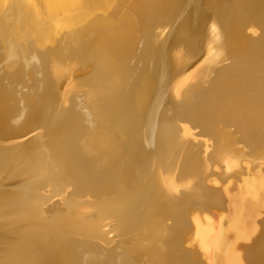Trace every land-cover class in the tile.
<instances>
[{"label": "bare ground", "instance_id": "obj_1", "mask_svg": "<svg viewBox=\"0 0 264 264\" xmlns=\"http://www.w3.org/2000/svg\"><path fill=\"white\" fill-rule=\"evenodd\" d=\"M76 1L62 0L59 5L66 6ZM92 1L85 0L87 4H91ZM205 1L208 0L134 1L137 11L147 14L148 18L158 16L163 20V17L167 16L170 19L167 20L165 17L168 22L161 20L156 23L155 21L158 27L162 26V31L159 33L163 32L165 26L169 25V29L162 35H158V32L149 35L147 46L145 45L147 52L143 56L139 72L140 76L147 80L148 73L145 67L154 62L156 55L162 56L163 49L167 48L164 47L165 43L174 37L170 36V32L173 35L177 33L174 30L173 33L172 29L180 26L184 30L188 26L191 30L188 33L185 31L186 34L183 33V44L175 51L173 59L171 58V73L192 58V42L199 41L202 36L205 39V26L210 25L212 53L191 81L173 90L175 91L173 95L175 106L183 110V117L196 127L204 121L215 120L230 107L229 119L237 129L246 127L250 130L251 146L259 144L264 140L263 112L252 110L249 97H243L250 93L249 88L246 86L233 89L232 79L237 74L249 77L264 59V38L257 41L246 37L243 33V28L249 23L264 24V0H217L220 3L219 8L211 11V16L203 3ZM31 2L28 8H23L22 0L13 1L3 13V0H0V46L3 47L6 58L13 57L21 64L19 74H23L27 68L33 70L39 67L41 69L43 77L41 85L45 90L42 97L43 103L40 104V109L30 114V119L41 122L47 135L44 133L46 137L43 141H41L43 138L34 140L35 135L26 144H20L21 146L0 147V175L9 171L13 172L14 183L29 179L31 181L35 178L31 169L38 168L41 173H46L47 161L50 158L53 159L57 167L62 170L63 184L51 189L50 192L51 195L60 197L61 207L58 215L55 216L56 219L51 221L43 216L34 204L18 205L19 199L16 194L2 193L0 208L11 206L15 211L0 215V264H136L126 255H117L116 246L108 249L106 247L109 246L105 244L106 247L90 243L89 247L95 249L96 253L94 250L92 251L94 254H89L85 251L82 240L74 239L69 247L66 249L63 247V237L67 233L92 237L98 228L104 227L107 223L108 219L106 220L103 216L108 212L123 217L118 220L120 225L116 230L120 232L121 239L132 242L134 248L137 249L135 254L144 261V264H243L241 255L240 257L237 255L236 243L229 239L232 236L236 239L244 237L243 227L245 226L242 227L243 222L236 203H233V210H235L233 225L227 229H223L222 225L218 229L214 228L211 216L205 215L204 222L197 211L191 213L189 220L183 217V213L189 207L203 201L206 202V200L218 201V196L204 190L202 183L205 176L202 172L199 176L197 175L200 167L203 166L198 165L192 150L187 149L188 151L182 153L184 155L174 180L169 179L167 175V167L170 166V161L176 154L175 148L171 149L170 146L182 135L179 127L174 125L175 121L172 118L164 116L165 113L163 114L162 111L163 116L153 117L145 106V100L152 87L161 80L163 81L165 77L163 79L158 77L154 83L151 78H148V82L141 81V78L137 80L132 78L133 80L127 83L128 85L123 84L125 78L129 79L128 76L132 73L123 67L126 58H130L129 47L123 42L116 48L110 46V40L114 31L117 30L114 29L115 22L112 19L106 17L99 19L90 14L68 20L53 19L51 17L55 9L50 8L51 0H32ZM98 3L99 7L100 4H103V7L106 6L102 0ZM180 7L188 10L186 13L188 16L182 15L184 11L182 9L180 12ZM48 16L50 19L45 18ZM186 24L188 25L185 26ZM11 27L16 28L18 33L38 35L40 41L15 37L11 34L12 32L9 33ZM88 36L93 37L94 46L104 53L100 65L113 77L116 91L111 97H106L108 99L98 113H91L77 105L65 114H57L56 108L52 106L55 84L60 76L70 71L69 52L78 47L77 41L82 40L80 38H90ZM123 37L131 39L132 33L128 31ZM9 41L12 42L14 51L8 46ZM114 49L119 51V56L114 54ZM239 54L245 55L246 61L244 62H247L241 66L240 71L217 68L218 62L226 61L223 58L230 59ZM118 63L123 64H120L121 68H118ZM165 63L166 61L161 60L162 68ZM199 82L205 84V91L199 95H193L191 87ZM262 95L264 96V92ZM46 101L51 107H44ZM66 101L71 103L69 97H66ZM192 101L202 102L205 107L201 112L194 111L190 106ZM19 109L27 112L24 105L19 106ZM3 111L0 102V138L15 135L24 130V127L12 129L7 119H4ZM198 113H203V115ZM118 116L121 117V122L114 127L110 125L113 127L112 130L108 127V129L101 127V122L109 124ZM201 117H204L203 121ZM95 123L100 126L94 125ZM210 135L214 142L215 155L222 161L220 164L229 163L228 173L236 174L235 171L239 166L232 151L235 146L222 137L211 133ZM138 138L146 140L142 139L146 143L144 145L147 146L148 152L132 144V141L133 143L139 141ZM150 162H153L152 165L154 164L156 171L154 177L150 171L153 168L147 169ZM249 168H247V174ZM244 176L239 177L237 181H242L245 197L251 200L253 209L252 212H248L249 215L247 214L250 220L259 212L258 209L264 206V197L261 198L262 193L260 195L258 193L259 188L264 189V182H251L257 178L249 180L247 175V177ZM227 186L224 189L228 191ZM139 188H144L145 192L140 197V205L134 208L136 204L133 203V198ZM260 192L264 193V191ZM55 212L57 213V210ZM167 217L172 218L176 223L172 230L163 228V222ZM183 230L186 232L185 235H188L186 245L188 239L198 244L202 254L206 257V263L199 259L200 256L192 250L178 252L177 243L173 244L172 240H175ZM252 230L257 233L258 239L253 245L245 247V250L251 254L250 262L246 257L247 264H264V234L260 233L259 226ZM230 232L234 233L231 237H229ZM248 240L252 241V237L249 236Z\"/></svg>", "mask_w": 264, "mask_h": 264}, {"label": "rangeland", "instance_id": "obj_2", "mask_svg": "<svg viewBox=\"0 0 264 264\" xmlns=\"http://www.w3.org/2000/svg\"><path fill=\"white\" fill-rule=\"evenodd\" d=\"M13 1L16 0H3V6H2L3 13L6 12V10L13 3ZM31 1L32 0H22L23 8H28L32 3ZM134 1L136 0H102V2L106 4V6L103 7V4H100L99 7L98 6L99 0H93L91 4H87L85 0H77L75 3L68 4L66 6L59 5V3L62 2V0H51L52 3H49V5L51 9L52 8L55 9V13L51 17L53 19L68 20L76 16H83L90 14V15H94L99 19H103L105 17L110 18L115 22L114 29L117 30L114 31V35L110 40V46L112 48L113 47L116 48L117 46L122 45L124 43V45H127L129 47V53H130L129 59L127 57L128 56L127 53L126 62L123 67L125 70L127 68L128 70L126 71L128 72L132 71V73L130 76H128L129 79L125 78V83L123 82V84L128 85L127 83H129L131 80L133 79L137 80L140 78L141 81L144 82H148L149 79L151 78V81L154 83L156 82L158 77H160L161 79L165 77L163 81L161 80L160 83H157L152 87L149 95H147V98L145 100V106L148 108L149 112L153 117H156L158 115L163 116V114L165 113L164 116H166L167 118H172L175 121L174 125L176 127H179L178 129L182 135V137L179 140L174 141L172 143L173 145L171 144L170 146L171 149L175 148L176 154L174 153L175 155L173 159L170 161L171 164H169L170 166L167 167L166 170L168 173L167 175L169 179L173 181L177 173V168L179 166V163L181 162V159L184 155L182 153H185V151L188 150L190 151L192 150L193 154L196 156L198 165L201 166L202 164L203 166L200 167L201 169L198 171L197 175L199 176L200 174L203 173L202 175L205 176L203 180H206V184L214 187H219L222 191V199H221V197L217 192L205 189L203 187L206 192L209 191V193L217 194L218 201L213 199V201L206 200V202L203 201L202 203L195 204L189 207L183 213V217L189 220L191 213L197 211L200 218H203L201 220H203L204 222L206 220L205 219L206 217L204 216L209 215L211 216L212 219L211 222L214 223L213 224L214 228L218 229L220 228V225H222L223 229H227L233 225L232 220L235 218V210H233V205H234L233 203H236L237 207L239 208V215L243 222L242 227L245 226L243 227L245 229V230L243 229L244 237L241 239L240 238L236 239L235 236L234 237L232 236L234 235V233L230 232L229 237L232 236V238L229 239L231 240V242L236 243L237 252H238L237 255L239 257L241 255L242 263L247 264L246 257L250 262L249 256L251 254L248 250H245V245L250 242H252L251 244L253 245L258 239V235H256L257 233L254 232L252 228L256 229V227L259 226L260 233L262 232L264 234L263 232L264 206L261 207L262 210H260L261 208L258 209L259 212H257V214L254 216L255 218L253 217L252 219L249 220L248 215L250 212H252L253 209L252 203L251 200L248 199V197H245L242 181L241 180L237 181V180L240 179L239 177L245 175L244 177L248 176L249 180L257 178L256 180H253L251 182H258V181L264 182V140H262L263 142L260 141V143L262 144L260 143L255 145L253 144L251 146L252 138L250 136V130L246 127H240L237 129V127L234 125L232 120L229 119L230 107L225 109V111L221 115H219V117H217L215 120H210L208 122L204 121L203 123L200 124L199 127H196L190 121L186 120L183 117V110L177 109V107L175 106L174 96H173L175 91L173 92V90H177V88L191 81L195 77L196 72L200 71L203 68L207 58L210 57L212 53V49H211L212 35H211L210 25L206 24L205 26V34H206L205 39L204 36H202L199 39V41L192 42L193 45L192 58L189 61H187L185 64L181 65L180 66L181 68L178 67L179 69L177 68L173 73H171L173 55L175 51H177V49H179V47L183 44L182 39L184 34H186L185 31H187L188 33L190 32L191 29H189V27L187 26L188 24L185 25L187 26L188 29L185 28L183 30L182 28H180V26H177L178 29L177 28L172 29V32L174 30L177 33L173 32L174 33L173 35L170 32V36L175 37L176 35V37L175 38L173 37V39H170L167 43H165L164 47L167 48H164L165 50L163 49V53H162V56L164 55L165 57H162L161 55L158 54L160 57L156 55V58H154V62H153L154 64L149 63L146 65L145 70H147L148 73V77H147L148 81L146 80L145 77L140 76L139 72L142 67L143 56L147 52L146 46H147V42L149 41V35L152 33H156V32L159 33V31H162L161 29L162 26L158 27V25L155 24V21L156 23L160 22L162 18L160 19V17L156 16L157 19L158 18L160 19V20L158 19L159 20L158 21L155 19L156 17L150 19L148 18L147 14L138 12L135 7ZM235 1H239V0H235ZM203 3L205 7L210 11L209 16H211L210 15V13H212L211 11L219 8L220 5V3L217 2V0H208ZM182 9L184 12L181 11ZM179 11L182 12V15L185 14V16H188L186 14L188 12L186 8L184 10L183 7L182 8L180 7ZM165 17L167 18V20H170L168 19L167 16ZM165 17H163L162 21L168 22L167 20H165L166 19ZM45 18L50 19V16ZM245 27L243 28V33L245 34L246 37L252 38L257 41L263 40L264 24L259 25L257 23L252 22ZM168 29H169V25L168 27L165 26L163 32H160L158 35H162ZM128 31L132 33L131 39L130 38L126 39L125 37H123V35ZM105 32H108V30H105ZM9 33L14 35L15 37H20L21 39L30 38L35 40L36 42L40 41L38 35L18 33V31L14 27L9 28ZM80 39H82L80 42L77 41L78 47L72 49L68 54V60L71 65L70 71L66 72L64 75L60 76L57 79V82L53 90L52 106L56 108L57 114L60 115L65 114L70 108L75 107L77 105L87 109V111L91 113L94 114L98 113L102 105L107 101L108 98L106 97L108 96L111 97L114 94L113 92L116 91V88H114L116 86V83L114 82L113 77L109 73H107L100 65L102 59L104 58V53L99 51V49L94 46L93 37L90 38L86 37ZM175 39H177V41H175ZM130 40L133 41L134 43L131 42ZM9 43L8 46H10L12 51H14L12 42L9 41ZM164 51L166 53H164ZM113 52L117 56L120 55L119 51L116 49H114ZM131 57H133V59H131ZM158 58H162L161 60L166 61L164 68L161 67L160 65L161 60ZM223 59H225L226 61L222 62L221 61L222 59H220L221 63L218 62L217 64L218 66L217 68L219 70L233 69V71L238 72L240 71L242 65L247 64V62L246 63L244 62L246 61V56L243 54H239L234 58H230V59L223 58ZM120 64L123 65L122 63H118V68H121ZM134 66H136L137 68ZM20 68H21V64L18 61H15L13 57L11 59H8L4 56L3 47L0 46V95H1L0 102L4 109L2 115L5 120L7 119L6 121L12 129H21L23 127L24 130L33 129L32 130L33 133L31 132V134L36 135V138H34V140L38 138L40 140L41 138H43L41 139V141H43L46 137L45 136L46 131L43 125L38 120L36 122L34 121V119H30L31 118L30 114L32 115L34 111L40 109L39 108L40 104L43 103L42 97L45 90L41 85L43 81L42 71L39 67H36L33 70L27 68L24 70L23 74H19ZM133 69L136 70L133 71ZM232 80H233L232 83L233 89L246 87V86L247 88H249L250 93H247L246 96L243 97H249V102L251 105L250 107L252 108V110L261 111L263 112L264 115V96L262 95V93L264 92V59L260 61V66L254 69L249 77H244L241 76V74H237L233 77ZM205 88L206 86L203 82L194 83L191 87V92L193 93V95H199L200 93H203L205 91ZM66 97H69L71 99V103L66 101ZM23 105L24 108L27 109V112L22 111L20 109L18 110V107ZM49 106L51 107L50 104L47 105V101H46L44 107L48 108ZM190 106L194 111L201 112L203 110V107H205V104H202V102L198 103L197 101L196 102L192 101L190 102ZM161 111L163 112V114ZM198 114L201 116L203 115V113H198ZM200 119L201 121H203L204 117H201ZM120 120L121 117L118 116L117 119H113L112 121H110L109 124H106L104 122H101L100 124L102 125L101 126L102 128L105 129L109 128V130H112L115 125L121 122ZM11 123L16 124L17 127L13 128ZM27 125L29 126L27 127ZM94 125H99V124L95 123ZM110 125H113V127ZM210 133L226 139L231 145L235 146L232 148V151L234 152L233 154L236 156V160L239 166L238 170L235 171L236 174L228 173L229 163L223 162V164H220L222 161H220L218 157L215 155L216 150L214 147L213 139L211 137L212 135H210ZM3 139L4 138H0V147L2 148H13L23 145V144L17 146L2 145ZM142 139L145 140L144 138ZM142 139H139V141L135 139V141L137 140L138 143L137 141L136 142L134 141L135 143H133L132 141V144L137 147L140 146L139 149L142 148V151H147L148 148L147 146L145 147L146 143H144ZM141 141L143 145L141 144ZM234 142L235 144H233ZM144 147L146 150L144 149ZM146 155L148 156V154ZM152 163L151 162L149 163L147 169L149 170L153 168L150 171L152 173L151 174L152 177H154L156 171L154 169V164L152 165ZM205 167L206 169H204ZM247 168H249L248 174L250 175L247 174ZM47 169L48 170L46 171V173H41L40 169L32 168L31 172L35 174L36 180L34 178V180H31L32 182L29 179V180H24L20 183H14L13 172H9V171L3 172L0 175V195L2 193L4 194L5 192L14 193L19 199V202L18 203L16 202L18 205H22L25 203L34 204L37 207V210L40 213H42L43 216L47 217L51 221H54L56 219L55 216H57L60 211L61 200L59 196L51 195L50 191L51 189L59 187L63 184L61 178L62 170L57 167L55 161L51 158L47 161ZM38 175H40L39 176L40 178L38 177ZM3 181H6L8 184L6 182L3 183ZM218 182H220L221 184ZM216 183H218L219 186H217L218 184ZM225 186L228 187V191L230 190V192H228L227 189L226 190L224 189L226 188ZM139 190H141V192L138 193ZM139 190L137 191L138 195L136 194L133 198L134 200L132 199L134 201L133 203L136 204V205L134 204L135 205L134 208L140 205L141 203L140 197L145 192L144 188H139ZM260 191H264V189L259 188V192H258L259 195L261 193L263 194L260 195V197L263 198L264 193ZM227 193H229V195ZM237 197H239V199ZM13 210L14 208L12 209L11 206L0 208V215ZM56 210L57 213L55 212ZM260 211H262L263 214L260 213ZM241 213L243 214L241 215ZM103 217L106 220L108 219L107 223L105 224L106 227L104 226L98 228L92 237H87L82 234H76V233L73 234L67 233L63 237V242H64V243L62 242L63 247L65 249L69 247V245H71V241L74 239L75 240L81 239L85 245V251H87L89 254H94L92 251L95 250L89 247L90 243L104 247L109 246L106 247L108 249H113L116 246L115 249H117L116 252L117 255L123 254L126 255L132 261L134 260L136 264H144V261L138 258L137 254H135L137 253V249L136 247L134 248L132 242L127 241L126 239H121L120 232L116 230V228L119 227L120 225L119 224L120 221L118 220L122 219L123 217L116 216L115 213L113 212L112 213L108 212ZM112 218L115 220L114 223H113L114 220ZM249 225L251 228L248 227ZM175 226L176 223L172 218L170 217L165 218L163 222L164 230H172L175 228ZM185 233H186L185 230H183V232L181 231L180 235H178V237H176L175 240H172L173 242L172 241L171 242L173 244L177 243L178 245L180 241L187 240L188 235L187 234L185 235ZM105 236L107 239L104 238ZM249 236L252 237V240L255 236L257 237L253 242L251 240H248ZM66 240L67 242H65ZM188 243L187 245L185 243V245L188 248L191 247V249H195L197 250V252H201L198 253L199 254L198 256H200L199 259L203 260L206 263L205 261L206 257L202 254V251L199 249L198 244H196L193 241L191 242V239L190 240L188 239ZM178 252L181 251L178 250Z\"/></svg>", "mask_w": 264, "mask_h": 264}, {"label": "water", "instance_id": "obj_3", "mask_svg": "<svg viewBox=\"0 0 264 264\" xmlns=\"http://www.w3.org/2000/svg\"><path fill=\"white\" fill-rule=\"evenodd\" d=\"M11 124H12V126L14 128L17 127L16 124H14V123H11ZM32 130L33 129L23 130V131H21L19 133H16L15 135H8V136H6L3 139L2 145L12 146V145L25 144V143L29 142L30 140H32L33 137L35 136V134H31ZM202 184H203V187L205 189H208V190L217 192L219 194V196L221 197V199H222V191H221V189L219 187H214V186H211V185L206 184V180L205 181L203 180V183ZM256 237L257 236H255L252 241H255V238ZM185 243H186V240L185 241L184 240L180 241L178 243V245H177V250H179L181 252H188V251L192 250L198 256L197 250L186 247L185 246ZM251 243L252 242L246 244L245 247H248L249 245H251Z\"/></svg>", "mask_w": 264, "mask_h": 264}]
</instances>
